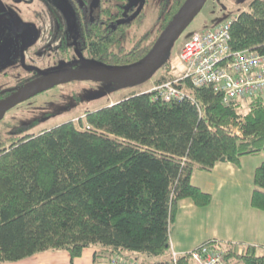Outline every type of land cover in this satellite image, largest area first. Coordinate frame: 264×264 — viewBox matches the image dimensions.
Returning a JSON list of instances; mask_svg holds the SVG:
<instances>
[{
    "label": "trees",
    "instance_id": "1",
    "mask_svg": "<svg viewBox=\"0 0 264 264\" xmlns=\"http://www.w3.org/2000/svg\"><path fill=\"white\" fill-rule=\"evenodd\" d=\"M106 1L115 9L116 28L98 25L94 53L126 64L150 50L185 0H160L154 39L146 31L134 46L124 42L146 10L118 23L129 0ZM231 37L234 50L264 53V0L238 12ZM179 86L189 94L183 99L134 92L87 111L85 119L38 133L21 124L0 138V263L60 249L74 263L94 247L95 261L148 264L151 256L152 264H175L171 227L180 200L207 206L213 199L192 182L195 168L211 170L219 161L240 166L244 155L264 154V95L243 102L189 79ZM251 205L264 210V160L254 172ZM221 243L235 264H264L255 245ZM176 262L192 264L188 253Z\"/></svg>",
    "mask_w": 264,
    "mask_h": 264
},
{
    "label": "flooded vegetation",
    "instance_id": "2",
    "mask_svg": "<svg viewBox=\"0 0 264 264\" xmlns=\"http://www.w3.org/2000/svg\"><path fill=\"white\" fill-rule=\"evenodd\" d=\"M159 1L155 25L141 34H138L139 29L146 25L150 0H140L129 8L126 7L128 2L124 5L118 23L132 22L142 10L147 12L142 23L129 27L126 46H134L146 31L151 32L154 39L160 27ZM141 3L142 9L131 18ZM115 15L113 4L106 0H0V100L44 72L74 69L82 66L86 59L108 63L94 53V43L98 39L99 24L105 30L116 28ZM128 40L134 41L133 45H128ZM67 107L46 114L47 118L68 111L72 106L67 104Z\"/></svg>",
    "mask_w": 264,
    "mask_h": 264
},
{
    "label": "crops",
    "instance_id": "3",
    "mask_svg": "<svg viewBox=\"0 0 264 264\" xmlns=\"http://www.w3.org/2000/svg\"><path fill=\"white\" fill-rule=\"evenodd\" d=\"M264 154L244 155L241 165L219 161L211 170L200 167L192 173V182L212 194V202L198 206L183 198L171 227V249L186 253L197 245L217 239L223 243L252 244L264 252V210L251 205L253 176ZM96 248L87 247L75 258L67 250H48L12 262L0 264H111L95 261Z\"/></svg>",
    "mask_w": 264,
    "mask_h": 264
},
{
    "label": "rangeland",
    "instance_id": "4",
    "mask_svg": "<svg viewBox=\"0 0 264 264\" xmlns=\"http://www.w3.org/2000/svg\"><path fill=\"white\" fill-rule=\"evenodd\" d=\"M157 1L150 0L146 25L139 29L138 34L155 25ZM250 2L251 0H207L194 20L164 50L155 66L145 75L122 84H112L105 80H73L56 85L9 109L0 120V138H5L10 131L21 124L36 123L37 125L31 130L38 133L62 122L85 119L87 111L117 102L134 92L149 90L166 76L182 75L184 67L179 51L183 41L195 31L232 19L240 10L248 9ZM133 42L128 40V45ZM100 93L104 94L98 97ZM92 97L94 99H91ZM67 104L72 106L70 110L58 112L52 118H47L46 114L63 107L68 108ZM148 258L150 260L148 264H152L155 260L151 256Z\"/></svg>",
    "mask_w": 264,
    "mask_h": 264
},
{
    "label": "built area",
    "instance_id": "5",
    "mask_svg": "<svg viewBox=\"0 0 264 264\" xmlns=\"http://www.w3.org/2000/svg\"><path fill=\"white\" fill-rule=\"evenodd\" d=\"M237 16L193 32L180 46L182 75L166 76L151 90L165 100L183 99L189 94L179 84L189 79L196 86L212 85L223 91L226 100L248 102L251 97L264 95V53L254 49L234 50L231 45V26ZM238 252L243 253L241 246ZM186 253L193 264H235L233 258H227V248L219 240L203 242ZM179 254L171 249L175 264ZM111 264L135 263L115 257Z\"/></svg>",
    "mask_w": 264,
    "mask_h": 264
},
{
    "label": "water",
    "instance_id": "6",
    "mask_svg": "<svg viewBox=\"0 0 264 264\" xmlns=\"http://www.w3.org/2000/svg\"><path fill=\"white\" fill-rule=\"evenodd\" d=\"M139 2L140 0H129L126 7H132ZM206 2L207 0H185L173 18L160 32L150 50L134 62L128 64H109L86 59L82 66L74 69L66 68L44 72L41 77L24 84L12 94L0 100V120L9 109L18 103L60 83L73 79H94L122 84L145 75L155 66L164 50L194 20ZM142 7L143 4L141 3L131 18H134ZM101 95L102 93L97 96L100 97Z\"/></svg>",
    "mask_w": 264,
    "mask_h": 264
}]
</instances>
